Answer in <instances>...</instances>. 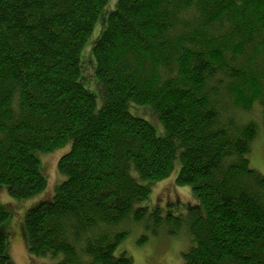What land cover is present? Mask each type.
I'll return each instance as SVG.
<instances>
[{
	"label": "trees",
	"instance_id": "trees-1",
	"mask_svg": "<svg viewBox=\"0 0 264 264\" xmlns=\"http://www.w3.org/2000/svg\"><path fill=\"white\" fill-rule=\"evenodd\" d=\"M107 1L0 0V185L41 193L36 152L69 145L64 179L24 215L29 253L133 264L117 247L147 221L146 182L179 163L175 182L200 200L179 264H264V174L247 156L264 121V0H116L93 46L98 102L80 52ZM6 225L0 264H13Z\"/></svg>",
	"mask_w": 264,
	"mask_h": 264
},
{
	"label": "rangeland",
	"instance_id": "rangeland-1",
	"mask_svg": "<svg viewBox=\"0 0 264 264\" xmlns=\"http://www.w3.org/2000/svg\"><path fill=\"white\" fill-rule=\"evenodd\" d=\"M116 0H108L99 13L92 32L86 38L80 52V76L83 85L89 89L97 101L100 100V86L94 75L95 56L93 46L100 37L107 22V15L113 9ZM84 70L82 71V65ZM84 76H87L84 78ZM127 107L136 116H142L153 124L156 132L162 134L164 127L152 107L128 101ZM259 136L248 153L250 167L264 174V121L259 120ZM69 145L52 152H36L40 171L46 177L45 189L33 197L19 200L4 185H0V209L7 211V218L1 222L0 229L7 223L9 234L8 245L13 264H50L52 258L34 256L29 253L23 233V218L26 210L44 199L52 197L55 185L64 179L58 171L57 162ZM177 163L169 176L150 183L149 196L139 203L146 206L147 221L128 225V233L118 245L117 251H126L132 257L133 264H179L183 253L191 244L188 235V220L192 212L199 208V198L194 196L189 184L175 182ZM157 216V219L154 218Z\"/></svg>",
	"mask_w": 264,
	"mask_h": 264
}]
</instances>
